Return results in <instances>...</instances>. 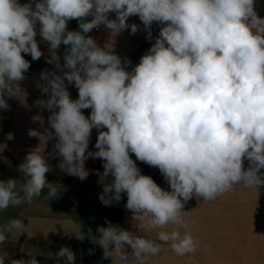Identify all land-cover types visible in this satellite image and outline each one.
<instances>
[{
	"label": "clouds",
	"instance_id": "clouds-1",
	"mask_svg": "<svg viewBox=\"0 0 264 264\" xmlns=\"http://www.w3.org/2000/svg\"><path fill=\"white\" fill-rule=\"evenodd\" d=\"M110 12L115 19H109ZM88 16L93 19L84 22ZM130 16L139 17L148 39L154 21L166 24L131 72L121 57L82 34L101 24L113 36L129 27L135 34L139 25H129ZM72 19L80 20L82 32L67 31ZM37 22L50 44L47 63L68 71L41 73L44 83L37 87L51 95L36 105L51 112L48 123L55 131L29 130L40 144L19 165L25 183L0 181V210L30 205L46 186L48 199L59 195V187L46 180L49 165L43 155L53 136L59 168L68 175L83 181L89 175L86 160L104 161V172H97L98 183L104 184L103 205L119 202L126 193L125 207L143 235L106 221L107 227L97 229L99 237H91L104 249V258L119 264H147L161 252L156 240L169 244L177 256L194 253L198 242L184 211L189 200L214 201L237 185L264 186V18L257 15L254 0H38L34 9L32 3L0 0V109L9 107L5 95L24 100L18 82L30 64L22 53L33 60L43 55L35 39ZM61 44L68 46L63 65L57 55ZM65 80L74 82L78 99H70ZM82 109H91L90 117ZM93 128L107 129L99 131L95 152L87 151ZM129 153L157 167L171 191L141 174ZM24 228L20 219L7 221L0 226V245L6 234ZM155 229L160 230L156 240L145 235ZM56 255L74 264L69 247ZM6 259L8 253L0 252V264ZM11 264L38 261L33 256Z\"/></svg>",
	"mask_w": 264,
	"mask_h": 264
},
{
	"label": "crops",
	"instance_id": "crops-1",
	"mask_svg": "<svg viewBox=\"0 0 264 264\" xmlns=\"http://www.w3.org/2000/svg\"><path fill=\"white\" fill-rule=\"evenodd\" d=\"M18 2L21 5L32 3L34 9L35 2L38 0H18ZM254 9L260 18H264V0H254ZM108 17L115 19V13L110 12ZM92 19V16L83 18L84 22H90ZM127 23L139 25L138 31L132 34L129 27L113 36L111 31L101 24L87 33V37L93 38L99 47L107 48L121 57L122 66L126 71L128 64L123 63L124 59H128L129 55L148 39V30L145 29L138 16H130ZM161 26L154 21L150 29L152 35ZM39 27L37 22L35 39L43 55L37 61L48 66L45 71H55L62 76L63 72L68 69L64 68L61 71L56 69L54 64L47 63L46 58H51L50 47L41 37ZM79 30L82 31L80 27ZM42 72L26 71L25 79L18 82L24 94L23 102L15 97L6 95L4 97L9 107L0 109V145L4 146L0 149V181L15 179L21 184L25 183L23 173L18 170L19 165L25 161L26 155L40 144L38 137L29 136V130L43 133L47 128L52 133L55 131L48 123L51 112L36 105V101L46 100L51 95L50 92L42 93L37 87L38 83H44L40 78ZM65 85L70 99H78V89L74 82L68 84L65 80ZM81 111L86 117H90L91 109ZM101 130L107 131L106 128L92 129L87 151L98 150L95 144ZM9 133L13 135V139L7 138ZM56 142L54 136L48 140L43 155L49 169L56 173V180L50 184L59 187V195L48 199V187L46 186L40 196L34 197L30 205L25 203L18 207L10 206L5 210H0V226L12 219H20L25 224L23 233L17 231L6 234L5 243L0 245V252L8 253L5 264H11L12 260L18 259L30 260L33 256L38 264H57L58 260L59 264H65L66 258H58L56 255L61 247H69L74 252V264H82L76 253L79 241L76 234H81L84 228L81 218L90 212L92 204L100 202V190L103 189L104 184L98 183L100 177L97 172L100 174L104 172V161L99 158L86 160L85 168L89 171V175L82 181L59 168L61 158L53 151ZM141 174L152 177L161 188H170L164 177L160 176L157 167L144 168ZM108 179L111 180V177ZM194 198L196 205L186 212L188 213L187 219L191 221L190 230L198 242L196 251L185 256H177L169 244L156 240V233L160 230L155 229L145 235L161 243V252L157 257H149L147 264H264V186L261 189L252 190L237 185L231 192L210 202ZM63 199H71L74 202V207L69 212L59 208V203ZM126 203L127 195L121 193V200L112 202L107 221L137 235H143L134 226L132 212L125 207ZM107 226L108 223L105 227ZM180 231L183 234L184 229ZM126 248L128 252L132 251L128 246ZM103 253L104 249L97 244L98 264H119L118 260L113 261L111 257L104 258Z\"/></svg>",
	"mask_w": 264,
	"mask_h": 264
},
{
	"label": "trees",
	"instance_id": "trees-1",
	"mask_svg": "<svg viewBox=\"0 0 264 264\" xmlns=\"http://www.w3.org/2000/svg\"><path fill=\"white\" fill-rule=\"evenodd\" d=\"M163 27V25L158 29V31L152 35L151 39H146L140 46H138L128 57V61H130V64H128V70L134 66H136L143 55H145L148 50L151 48V46L155 43L156 38L159 36L160 29ZM79 25H78V19H72L67 22V31H78ZM87 37V33H83ZM46 44L48 47H50V44L46 41ZM68 49V46L61 44L60 47L57 49V55L60 57L59 63L61 65L64 64V54L66 53ZM23 57L29 62L30 67L27 71L30 72H40L45 71L48 69L47 65L40 64L37 60H33L30 54L22 53ZM244 168L247 169L249 166V161L244 160L243 161ZM137 167L142 170L149 166L148 164L144 162H140L137 164ZM260 174H264V169L260 170ZM56 173L53 170L49 169V172L46 173V180L48 183L56 180ZM260 187L259 189H261ZM165 191H171V188H162ZM103 193V189L100 190V194ZM196 205L195 198L189 200L188 203L185 205L184 211H190L194 208ZM74 207V202L71 199H63L59 203V208L62 211L69 212ZM111 212V205L105 206L100 201L98 204H92L90 212L84 215L81 220L84 223V228L82 230L81 235H83V240L79 239L78 245L76 248V253L78 258L80 259V262L82 264H98V260L96 259V250H97V243H93L91 237H99V232L97 231L98 227H105L106 221L108 220V217ZM91 251V254H90Z\"/></svg>",
	"mask_w": 264,
	"mask_h": 264
},
{
	"label": "rangeland",
	"instance_id": "rangeland-1",
	"mask_svg": "<svg viewBox=\"0 0 264 264\" xmlns=\"http://www.w3.org/2000/svg\"><path fill=\"white\" fill-rule=\"evenodd\" d=\"M78 31H81V30H78ZM82 32V31H81ZM83 34V32H82ZM130 154V157L135 161L136 164H139L141 161L137 160L136 157H135V154L134 153H129ZM161 174V173H160ZM160 176L163 177V175L161 174Z\"/></svg>",
	"mask_w": 264,
	"mask_h": 264
}]
</instances>
